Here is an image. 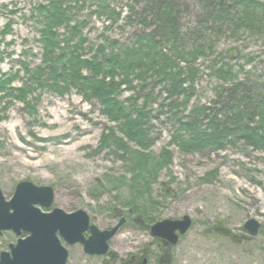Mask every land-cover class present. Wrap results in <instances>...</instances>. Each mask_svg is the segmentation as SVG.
Segmentation results:
<instances>
[{"label":"rangeland","instance_id":"1","mask_svg":"<svg viewBox=\"0 0 264 264\" xmlns=\"http://www.w3.org/2000/svg\"><path fill=\"white\" fill-rule=\"evenodd\" d=\"M44 1L0 0V76L17 73L10 87L23 90L31 85L33 89L27 104L17 98V92L12 96L0 92V189L5 198L12 196L18 182L28 180L53 187L51 208L83 209L100 229L113 226L114 213L123 212L126 223L109 240L110 248L119 254L117 261L89 256L80 244L65 243L66 264H120L122 258L140 254L152 239L135 221L140 214L143 219L150 215L152 222L185 214L192 219L188 231L169 251L167 263L160 264H264V149L232 139L221 151L184 153L172 143L178 119L186 120L195 107H206L210 114L222 117L217 111L225 102L224 94L218 96L221 87L241 82L248 93L259 95L256 104L264 101V9L257 11L262 23L250 29L234 30L231 24L220 26L210 19L211 36L202 38L195 36L198 21L206 15L200 2L176 1L181 37L171 40L167 48L171 54L175 48L190 51L204 41V51L191 65L193 82L186 83L188 89L180 97L169 98L161 83L148 80L145 93L154 99L149 105V135L154 142L145 150L126 143L118 123L109 120L102 105L86 98L75 85L34 87L26 80L20 63L26 62L30 69L40 63L37 37L41 25L34 7ZM131 1L108 0L117 15L98 12L93 1H67L71 18L84 21V55H92V47L103 40L117 48L130 46L137 34L152 29L139 21V8L132 11ZM256 1L264 4V0ZM219 67L222 71L231 67L233 79L220 78ZM131 93L124 91L118 99L126 104ZM142 101L143 97L138 103ZM253 121L257 125L258 116ZM163 149L169 151L171 160L151 178L149 198L140 192L138 178L131 179L128 163L134 154L133 162L151 171L149 163ZM119 177L123 181L118 182ZM250 218L261 226L255 236L242 227ZM8 233L0 237V245L14 238ZM157 255L153 246L147 264H158Z\"/></svg>","mask_w":264,"mask_h":264},{"label":"trees","instance_id":"2","mask_svg":"<svg viewBox=\"0 0 264 264\" xmlns=\"http://www.w3.org/2000/svg\"><path fill=\"white\" fill-rule=\"evenodd\" d=\"M67 1L45 0L34 7L36 21L41 25L37 37L41 48L40 63L34 69H30L24 61L20 63L27 76L26 80L34 83V87L48 86L49 83L75 85L86 98L96 99L102 105L101 111L109 120L118 123L121 128L119 130L126 137V143L149 149L154 142L149 135V105L154 99L150 92L145 93L148 80L153 78L161 83L169 98L185 94L188 89L186 83L193 82L195 69L191 65L203 53L204 41L190 51L175 48L171 54L167 44L181 37L177 0H132L134 4L131 10L139 8V21L143 25H151L152 29L137 34L133 43L123 48H117L103 40L102 44L92 47V55L86 56L84 21L71 18ZM89 1L97 4L98 12L115 14L109 7L108 0ZM198 1L206 15L205 19L197 23L196 37L211 36V20L220 26L231 24L234 30L250 29L253 25L262 23L257 11L264 9V4L259 1ZM8 26L9 24L6 27ZM61 29L64 30L63 33L60 32ZM222 70V67L217 69L220 78L224 81L233 79L231 67ZM16 74L0 76V92L4 91L5 95L11 96L17 92V98L27 104V95L33 89L31 85L23 90L10 87ZM134 81H137V86L133 85ZM6 85H9L8 89L5 88ZM245 89L241 82L221 87L218 96L224 94L225 102L217 111L222 117L219 118L217 113L210 114L206 107H195L186 120L178 119V131L172 136V143L184 153L202 152L206 149L221 151L226 144L232 143V139L263 150L264 101L256 104L259 95L253 91L248 93ZM124 91L132 92L125 100L126 104L118 99ZM139 92H143V95ZM141 97L143 101L139 104ZM255 116H258L257 125L253 124ZM110 131L113 132V128ZM133 157L136 156L131 154V162L128 163L131 179L138 178L141 183L140 192L149 194L150 198L151 178H156L159 170L169 164L171 154L163 149L149 163L151 171L141 169V166L133 162ZM119 178L118 182L123 181ZM144 221L151 223L153 219L146 214Z\"/></svg>","mask_w":264,"mask_h":264},{"label":"water","instance_id":"3","mask_svg":"<svg viewBox=\"0 0 264 264\" xmlns=\"http://www.w3.org/2000/svg\"><path fill=\"white\" fill-rule=\"evenodd\" d=\"M53 198L52 186L36 185L28 180L18 182L8 200L0 189V234L5 230L16 235L27 233L11 246L10 254H1L0 264H65L68 250L61 244V238L69 245L82 244L89 255L108 252V240L116 234L122 219L111 228L100 230L90 224V217L83 209L66 212L54 207L43 212L40 207L49 208ZM191 222L187 214L181 218H165L150 225L149 232L173 246L179 236L187 232ZM242 227L250 236H255L261 226L250 218ZM88 229L90 234L85 237L84 232Z\"/></svg>","mask_w":264,"mask_h":264},{"label":"flooded vegetation","instance_id":"4","mask_svg":"<svg viewBox=\"0 0 264 264\" xmlns=\"http://www.w3.org/2000/svg\"><path fill=\"white\" fill-rule=\"evenodd\" d=\"M41 210L43 212H48L50 211L52 208L51 206L49 208H44V207H40ZM114 217L115 219H117L116 223L117 224L121 219H122V224L120 225V227L122 225H124L126 223V216L123 215V212H119V213H114ZM90 216V215H89ZM140 216V215H139ZM135 221L136 223H138L140 225V227L144 228L145 230H148L149 231V225L154 223H147L144 221L143 217L140 216V217H135ZM91 223H94L93 222V219L90 217V224ZM114 224V225H115ZM112 227V226H111ZM119 227V229H120ZM99 228V227H98ZM110 227L108 228H105V229H109ZM100 229V228H99ZM118 229V230H119ZM104 230V229H103ZM9 231H2V233L0 234V237H3L5 236L6 234L9 235L8 233ZM11 233L14 235V238L8 240L6 243L4 242L3 244L0 245V256L2 253H8L10 254V251H11V246L12 245H15L18 241V239L20 238H24L25 236H27V233L25 232H22L20 235H16L14 232L11 231ZM90 234V231L89 229L87 231L84 232V236L85 237H88ZM10 236V235H9ZM111 239V238H110ZM109 239V240H110ZM109 240H108V252L104 255H89V256H109L111 259L117 261L119 259V254L118 252L112 250L109 246ZM65 241L63 239H61V244L65 246ZM76 244H80V243H76ZM69 245V244H67ZM75 245V244H73ZM82 246V244H80ZM69 246H72V245H69ZM155 246L158 250V255H157V258H156V261H158V264H160L161 262L163 263H167L166 259L167 257L169 256V251L171 250V248L174 246H171L166 240L164 239H161V238H156V237H152L151 241L149 242V244L145 245V247H143L141 249V253L140 254H130L129 257L126 259V258H122L121 259V263L120 264H143V261L144 259L146 258V263H148V260H149V254L151 252V249L152 247ZM82 250H83V246H82ZM84 251V250H83ZM85 253V252H84ZM86 254V253H85ZM11 256V255H10ZM165 259V261H164Z\"/></svg>","mask_w":264,"mask_h":264}]
</instances>
